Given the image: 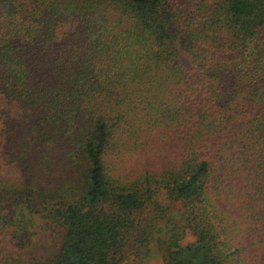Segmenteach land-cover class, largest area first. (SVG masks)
Returning <instances> with one entry per match:
<instances>
[{
  "label": "trees",
  "instance_id": "16d2710c",
  "mask_svg": "<svg viewBox=\"0 0 264 264\" xmlns=\"http://www.w3.org/2000/svg\"><path fill=\"white\" fill-rule=\"evenodd\" d=\"M0 236V264H264V0H0Z\"/></svg>",
  "mask_w": 264,
  "mask_h": 264
},
{
  "label": "rangeland",
  "instance_id": "374dc122",
  "mask_svg": "<svg viewBox=\"0 0 264 264\" xmlns=\"http://www.w3.org/2000/svg\"><path fill=\"white\" fill-rule=\"evenodd\" d=\"M0 239H2V237L0 236ZM36 250H37V254H48L49 252L52 251V247L51 246H45L44 244L38 243L36 246ZM154 263H158L159 259L155 258L153 260Z\"/></svg>",
  "mask_w": 264,
  "mask_h": 264
}]
</instances>
